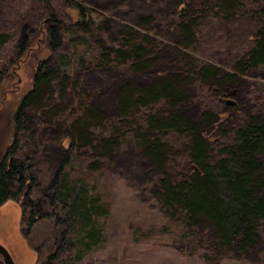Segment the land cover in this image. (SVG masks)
Instances as JSON below:
<instances>
[{
  "label": "rangeland",
  "instance_id": "374dc122",
  "mask_svg": "<svg viewBox=\"0 0 264 264\" xmlns=\"http://www.w3.org/2000/svg\"><path fill=\"white\" fill-rule=\"evenodd\" d=\"M218 1L192 0L189 14L192 13L197 20L193 30L195 37L188 50H181L176 45L182 37L181 32L170 33L169 30L170 20L177 14L175 0H0V34L9 37L8 43L0 49V160L11 137L15 136L13 114L19 99L31 87L33 68L29 59L32 55L26 53L19 58L17 47L23 29L40 28L50 8L61 22L69 24L78 17L77 3L88 10L96 23L109 29L104 33L94 25L90 26L93 35L89 36L91 56H87L89 51L78 35L69 28L62 29L64 46L58 55H64L66 61L82 63V68L80 65L72 77L73 81H78L81 94L75 100L56 98L49 105L55 110L52 117L45 116V109L39 110V114L29 113L33 114V127L37 129L23 131L18 137L16 159H31L39 185L32 189L30 199L38 206L45 205L46 217L39 220L25 237L23 231L28 214L22 215L20 201L9 200L0 206V244L7 249L15 264H209L203 259L206 246L181 237L183 231L165 214L161 198V173L165 172V175L162 174L165 178L179 179L190 169V138L175 132L162 134L160 143L164 148L165 167L163 171L159 170L150 161L146 150L138 144L137 136L145 131L146 125L143 119L138 121L136 118L149 111L169 112L167 102L156 101L147 108H140L137 115L129 120H136L142 128L136 135V128L127 127L126 122L118 124L116 92L126 82L141 87L155 85L167 75L165 72L171 70L180 54H187L198 69L214 66L222 72L234 71L235 63L255 45L259 21L255 20L258 12L253 11L264 0H239L244 10L249 6L252 12L232 13L230 16L219 11ZM251 2L255 6L250 7ZM126 28H132L141 35L156 36L152 43L157 41L160 46L153 60L145 62L143 71L139 73H134L127 64H108L107 70L101 69L102 66L94 60L97 56L96 43L100 42L107 49L117 46ZM151 29L158 30L159 35ZM235 88L238 90L235 101L241 112L262 110L264 65L251 69L249 76L242 78ZM182 91L186 93L183 108L190 117L194 116L200 122L202 116L199 118V112H211L218 118L222 111L220 102L212 90L197 81L196 77L188 80ZM80 106L99 109L102 119L106 120L101 129L90 131L93 139L108 137L110 128L116 127L115 142L110 151L92 150L91 147L76 144L72 162L65 167L69 179L80 181L92 197L99 198L107 209V214L98 216L96 220L102 227L100 242L89 250L85 247L86 241L79 240L69 231L67 221V224L58 222V213L47 206V199L41 193L51 183L55 172L52 160L58 150L56 139L64 135L58 129L67 130L72 121L84 115ZM233 116L239 118L241 115L234 113ZM237 118L235 124L239 122ZM201 129L205 135L211 132L204 126ZM219 129L211 140L216 138L227 143L229 140L224 133L230 130L229 126L223 124ZM209 145L212 150L218 149L216 143L209 142ZM216 153L217 150L213 151V154ZM66 228V237L57 250L55 240L61 238ZM56 250L55 257L49 258L48 255ZM217 264H264V252L259 260L230 256Z\"/></svg>",
  "mask_w": 264,
  "mask_h": 264
},
{
  "label": "trees",
  "instance_id": "16d2710c",
  "mask_svg": "<svg viewBox=\"0 0 264 264\" xmlns=\"http://www.w3.org/2000/svg\"><path fill=\"white\" fill-rule=\"evenodd\" d=\"M177 14L170 20V33L176 30L182 34L176 43L181 50H188L195 37L193 33L197 20L192 13V0H175ZM250 2V0H246ZM256 2V1H254ZM254 2L250 3V7ZM219 11L227 16L232 13L252 12L248 7L240 5L239 0H219ZM255 20L259 21L255 45L247 54L235 63L234 71L222 72L214 66H194L187 54H180L172 64L167 75L153 86L141 87L133 83H123L116 92L118 124L127 123V127L136 128L139 134L140 125L136 120L143 119L145 131L137 136L138 144L146 150L152 164L163 171L165 154L160 143L162 134L175 132L188 135L190 169L187 175L179 179L165 178L161 173V198L165 214L170 221L178 224L183 231L181 237L191 240L199 246H206L203 259L209 264H217L225 257L243 260H259L264 252V108L255 112H241L235 98L242 78L249 76V71L264 65V3H258ZM243 7V8H242ZM212 9V7H209ZM255 8V7H254ZM78 17L67 24L61 22L49 9L47 18L40 28L25 27L21 33L17 47L19 58L31 53L29 63L33 68L31 87L21 95L13 114L14 137L3 152L0 160V206L9 200L20 201L22 215L28 214L23 235L27 237L35 224L46 217L43 207L30 199L33 188L39 187L34 175L31 159H16L17 141L23 131H34L33 114L45 109V116L55 113L51 104L56 98H79L78 81L72 77L82 63L70 61L64 55H58L64 46L62 29L69 28L84 41L87 51L90 50V26L98 31L109 30L101 23H96L88 10L81 4L75 5ZM208 11V8L206 9ZM123 31L121 43L105 48L97 44V56L101 69L107 70L109 65H130L134 73L142 72L145 62L152 61L160 43H152L156 36L149 37L135 32L132 28ZM159 35V31L151 29ZM82 35L79 36L78 33ZM159 37V36H158ZM9 41L7 34H0V49ZM116 41H114L115 43ZM37 46V47H35ZM160 48V47H159ZM87 56H91L90 51ZM17 61V60H16ZM13 64H15V62ZM12 64V65H13ZM79 64V65H78ZM196 77L197 81L210 88L221 105L218 118L214 114L199 112L198 122L190 117L183 106L186 104V93L182 91L188 80ZM234 99V100H233ZM166 101L170 111L167 113L145 112L136 122H130L140 108H147L156 101ZM84 103V102H83ZM81 103V104H83ZM84 115L72 121L67 130L58 129L64 135L56 139L58 150L52 160L55 169L51 183L42 190L47 199V206L57 213L58 222L69 225L72 234L87 243V250L96 246L102 237V227L97 217L107 214V209L100 199L92 197L80 181L70 180L65 167L72 162L73 148L80 144L92 150L110 151L114 145V128H110L108 137L93 139L90 133L100 128L104 121L99 109L93 106H80ZM201 113V114H200ZM234 113L241 115L238 123H234ZM108 123V122H107ZM227 124L230 130L225 131L227 143L212 139L216 130ZM206 127L210 134L202 131ZM210 143H216L218 149L213 154ZM95 146V147H94ZM56 165V166H54ZM67 221V223H66ZM67 228L62 231L61 238L55 240L59 250ZM203 247V246H202ZM262 249V250H261ZM57 250L50 253L54 258ZM0 264H5L0 254Z\"/></svg>",
  "mask_w": 264,
  "mask_h": 264
},
{
  "label": "water",
  "instance_id": "95a60500",
  "mask_svg": "<svg viewBox=\"0 0 264 264\" xmlns=\"http://www.w3.org/2000/svg\"><path fill=\"white\" fill-rule=\"evenodd\" d=\"M0 254L5 264H15L7 249L0 244Z\"/></svg>",
  "mask_w": 264,
  "mask_h": 264
}]
</instances>
